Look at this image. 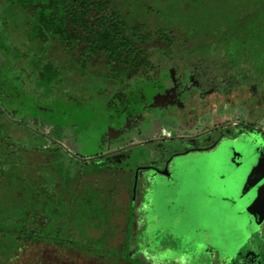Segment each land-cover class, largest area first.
<instances>
[{"label":"rangeland","instance_id":"374dc122","mask_svg":"<svg viewBox=\"0 0 264 264\" xmlns=\"http://www.w3.org/2000/svg\"><path fill=\"white\" fill-rule=\"evenodd\" d=\"M123 1L131 3L139 12V18L151 27H176L186 36L189 31H194L201 44L214 39L210 34L217 31L220 55H229L235 60L243 55L241 43L244 33L261 29L253 20L264 22V0H259L261 8H254L258 6L257 0ZM22 17L23 14L15 8L0 7V92L19 97L16 106L6 105L7 100L2 98L0 105L8 110L3 118L20 124L14 127V135L27 137L34 133L33 142H41L47 148L60 147L63 153L61 168L45 173V176L49 181L60 176L62 185L59 183L61 189L54 208L52 205L53 210H42L47 212L46 215L41 213L46 221L41 226L43 230H40L41 215H37L35 221L33 212L28 217L36 228L34 237L38 236L48 243L23 244L19 252L13 257L1 259V263L163 264L167 261V264H214L217 260L221 264L223 257L212 255L213 248L205 245L204 237L189 245V239H186L185 245L186 234L192 237L195 228L185 222L181 211L173 210V213L169 208L160 207V202L165 200L162 197L165 192L177 206L181 205L183 196H187L182 191V175L189 166L184 155H175L167 175L144 168H163L171 155L205 146L218 133L228 132L227 129H216L198 136L214 126L240 121L250 126L258 125L256 120L260 115L264 116V92H255L258 87L251 90L239 86L228 97L214 95L207 100L195 97V100L192 99L195 102L191 104L188 97L181 101L176 96L178 92L149 89L145 96L153 106L145 110L140 108L136 120L124 121L118 114L124 109L120 101L117 97L110 99L114 91L123 88L118 87V80L112 74H104L106 69L100 66L82 71L75 58L58 45L53 42L43 44L34 38ZM206 30L211 33L206 35ZM254 36L247 34L250 44L247 54H244L246 62L238 67L240 74L243 71L248 74L249 80L264 84V43ZM195 52L200 53L201 49ZM220 55L217 56L221 58ZM35 64H50L53 71L49 70L44 80L37 81ZM47 81L49 84H42ZM190 105L196 108L191 111ZM259 126L264 130V123ZM241 130L247 132H243V136H249H244L246 142H225L216 151L229 148L228 153L236 159V167L264 171V155L261 154L264 147H248L251 140H247L252 138L257 141L262 137L256 131ZM117 148L122 150L104 156V153ZM214 156L200 157L208 159L206 167L213 169ZM87 158L93 159V162ZM109 163L111 165L107 170H98V167ZM36 183L29 175V190L36 189ZM78 186L83 187L81 191L78 188L73 190ZM73 196L77 202L68 204ZM77 205L81 207V212L75 210ZM57 207L60 210H55ZM197 212V204H194L191 217L195 222ZM171 218H174V237L168 235L149 242L150 237L156 238L164 233L157 229ZM256 230L241 249L240 253L247 255L243 264H264V239L261 229ZM172 232L170 229L166 235ZM221 235L227 238L224 233ZM64 241L69 249L52 244ZM227 242L224 241V244ZM165 243L169 245L166 249L163 246Z\"/></svg>","mask_w":264,"mask_h":264},{"label":"trees","instance_id":"16d2710c","mask_svg":"<svg viewBox=\"0 0 264 264\" xmlns=\"http://www.w3.org/2000/svg\"><path fill=\"white\" fill-rule=\"evenodd\" d=\"M256 3L258 6L254 8L262 7L259 0ZM0 7L15 8L21 12L24 24L34 38L43 44L53 42L58 45L75 58L82 71L96 66L106 69L104 74H112L118 80V87H123L114 91L110 99L117 97L124 107L129 105L133 108L145 97L144 90L150 87L178 89L184 85L192 87L195 82L198 86L194 91L200 89L205 98L213 87L221 89L223 94H229L239 86L264 89L263 83L249 80L246 72L240 74L238 67L246 62V59L243 60L244 54H247L250 44L247 34L255 35V39L264 43V22L253 20L262 30L244 33L241 43L243 55L235 60L229 55H220L217 31L210 34L206 30V35L215 38L201 44L194 31H189L186 36L176 27H151L139 18V12L131 3L126 4L123 0H1ZM198 49H201L200 53L195 52ZM50 66L35 64L37 81L44 80L49 70L53 71ZM42 84H49V81ZM2 98L7 100L4 101L6 105H18V96L0 92V103ZM7 111L0 105V260L13 257L23 244L48 243L38 236L34 237L36 228L33 221L37 215H41L40 230H43L46 221L41 213L46 215L47 212L42 210H53L52 205L58 201L56 196L61 189L59 183L62 185L60 176L52 181L45 176V173L61 168L63 153L60 147L47 148L41 142H33L34 133L27 137L14 135V127L20 124L5 120L3 116ZM11 115L13 118V113ZM105 168L108 169L98 167V170ZM29 175L37 182L36 189L29 190L27 187ZM77 188L81 191L83 187H74L73 190ZM73 202H77L74 196L68 204ZM79 205L75 210L81 212ZM57 209L60 210L59 207ZM31 212L34 219L30 223L28 217ZM63 243L52 244L69 249L67 242Z\"/></svg>","mask_w":264,"mask_h":264},{"label":"crops","instance_id":"0c3cea01","mask_svg":"<svg viewBox=\"0 0 264 264\" xmlns=\"http://www.w3.org/2000/svg\"><path fill=\"white\" fill-rule=\"evenodd\" d=\"M244 136L243 131H240L236 138H223L211 149L185 154V163L189 166L186 168L188 174L183 173L182 175V191L187 193V196L184 198L182 195L181 205L177 206L175 200L165 192L162 195L165 200L160 202L161 208L181 211L185 222L195 228V234L192 237L189 233H185L187 236L184 238L185 245L186 239H189L187 244L189 245L196 243L198 238L204 237L205 245L213 248L212 255L215 258L223 257L221 264H243L245 262L247 255L240 252L255 229H261L262 239H264V171L236 167V159L231 153H228L229 148L221 152L216 151V149L222 148V143L225 142L230 144L239 141L246 142ZM247 140H251L248 147H264V141L260 138L257 141L252 138ZM213 154L215 155L212 157L213 169H210V167H206L208 159H202L200 156ZM261 154L264 155V149ZM191 156L194 157L191 158ZM87 159L91 160V158ZM176 194L174 191V196ZM194 204H197L198 207L196 222L191 217ZM165 213L167 214V212ZM171 221L164 222L160 227L158 225L157 231H164V233L156 238L150 237L149 242L166 238L168 235L173 238L174 229L172 227L175 226L172 223H174V218H171ZM170 229L173 232L166 235ZM221 233H224L227 238H224ZM198 235L199 237H197ZM224 241L228 242L224 244ZM229 242L230 245H228ZM163 246L164 249L169 247L166 243ZM163 264H167V261ZM214 264H218L217 260H214Z\"/></svg>","mask_w":264,"mask_h":264},{"label":"flooded vegetation","instance_id":"af4514ba","mask_svg":"<svg viewBox=\"0 0 264 264\" xmlns=\"http://www.w3.org/2000/svg\"><path fill=\"white\" fill-rule=\"evenodd\" d=\"M189 84H191V83H189ZM196 86H198V84L197 83H195V82H193V86L192 87H188V85H184V86H182V88H169V87H166V86H162L161 88H152V87H150V88H148L147 90H144L146 93L149 91V89H151V91L152 90H156V91H158V90H161V89H164V90H168V91H175V92H178L177 94H176V96H178V98H180V100L181 101H184V99L185 98H189L190 100H191V104H193V102H195L194 100V98L195 97H198V98H200V100L202 99V100H207L208 98H213V96L214 95H216V96H218V97H228V96H230V94L232 93V91L233 90H235V89H238V88H235V89H233V90H231L230 91V93L229 94H223V92H222V90L221 89H219V88H215V87H213L212 88V90H211V93L205 98V97H203V91H201L200 89H198L197 91H194V90H196ZM249 88H251V90H252V87H249ZM183 90H185L184 92H181V91H183ZM264 92V89L263 88H260V89H256L255 90V92ZM180 96H182V97H180ZM204 98V99H203ZM192 99H194V100H192ZM138 100H140V99H138ZM189 100V101H190ZM206 102V101H205ZM183 103V102H182ZM202 103V102H201ZM262 103H264V100H263V102ZM108 105V107H109V109H111V110H113L112 109V107H110V105L108 104V103H106V106ZM153 105L152 104H149V102H148V99H147V97L145 96L138 104L136 103L134 106H133V108L131 107V106H127V107H124V106H122L124 109L123 110H121L120 112H118V114L120 115V117H122L121 119L122 120H136L137 118H138V114H139V109L141 108V110H145V109H149L150 107H152ZM155 106V105H154ZM190 107H191V111L193 110V108L195 109L196 107H194L193 105L191 106L190 105ZM167 110V109H166ZM167 111H170V110H167ZM172 111V110H171ZM113 112H117V111H113ZM263 113V112H262ZM117 114V113H116ZM264 115V114H263ZM256 122H258L257 124L258 125H256V126H250V125H248V123H244L243 121H240L239 123H230V122H227V123H225V124H223V125H220V126H214L212 129H210V130H205L204 132H202L200 135H198V136H202L203 134H206L207 132H211V130L213 131V130H221V129H227L228 130V132L227 133H225L224 131L223 132H220V133H218V136L214 139V140H212V142L210 141L209 142V144H207V145H205V146H198V147H194V148H191V149H195V148H206V147H208V146H210L217 138H219V137H221V139L220 140H222L223 138H236L239 134H240V131H242L241 130V128H244V129H247V130H249V131H251V132H253V131H256L257 132V134H259L261 137H262V140L264 141V130L259 126V125H261V124H263L264 123V116H262L261 117V115H260V117L256 120ZM243 132H246V131H243ZM247 133V132H246ZM219 140V141H220ZM218 141V142H219ZM136 145V144H135ZM133 146V145H132ZM121 148H117L116 150H112V151H109V152H106V153H104V156H108V155H112V154H115V153H117V152H119V151H121L122 149H124V147L120 150ZM211 149V148H210ZM189 150V149H188ZM187 151V150H186ZM181 152H183V151H181ZM191 152H195V151H191ZM179 153V152H178ZM175 155L176 154H173V157H172V159L168 162V164H167V171H166V175L168 174V166H169V164L171 163V161H173V158L175 157ZM185 155V154H184ZM172 156V155H171ZM170 156V157H171ZM169 159V158H168ZM167 159V160H168ZM166 160V161H167ZM166 161H165V163H166ZM165 163H164V167L163 168H154V167H152V166H147V167H149V169H147V170H155L158 174H160V175H165V174H161V173H159L160 171H163V169L165 168ZM111 165V163H109V164H107L106 166H104V167H108L109 168V166ZM145 169V168H144ZM146 170V169H145Z\"/></svg>","mask_w":264,"mask_h":264},{"label":"water","instance_id":"95a60500","mask_svg":"<svg viewBox=\"0 0 264 264\" xmlns=\"http://www.w3.org/2000/svg\"><path fill=\"white\" fill-rule=\"evenodd\" d=\"M221 139V137L217 138L210 146L206 147V148H195V149H189L187 151H183V152H179V153H176V155H184V154H187L191 151H202V150H208L210 148H213L217 143L218 141ZM173 155L171 157H169V159L166 161L165 163V168L163 169V171H160L159 173L161 174H165L166 171H167V164L168 162L172 159ZM88 160V159H87ZM145 169H149V167H146ZM125 257H127V248L125 250Z\"/></svg>","mask_w":264,"mask_h":264}]
</instances>
